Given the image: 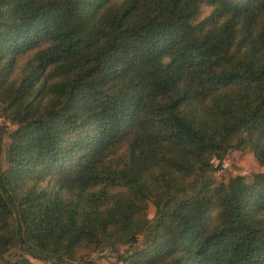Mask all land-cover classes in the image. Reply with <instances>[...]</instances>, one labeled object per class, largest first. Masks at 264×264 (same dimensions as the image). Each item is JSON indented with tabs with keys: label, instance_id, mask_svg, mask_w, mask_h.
Returning a JSON list of instances; mask_svg holds the SVG:
<instances>
[{
	"label": "trees",
	"instance_id": "obj_1",
	"mask_svg": "<svg viewBox=\"0 0 264 264\" xmlns=\"http://www.w3.org/2000/svg\"><path fill=\"white\" fill-rule=\"evenodd\" d=\"M246 146L264 0H0V264H264V172L209 175Z\"/></svg>",
	"mask_w": 264,
	"mask_h": 264
},
{
	"label": "rangeland",
	"instance_id": "obj_2",
	"mask_svg": "<svg viewBox=\"0 0 264 264\" xmlns=\"http://www.w3.org/2000/svg\"><path fill=\"white\" fill-rule=\"evenodd\" d=\"M213 163L215 165L216 160H213ZM258 171L264 172V163H259L255 159L250 146H246L243 149H228L221 164L210 169L209 175L213 178L214 183H218L226 181L228 177L235 174H241L246 180H249L251 174ZM152 212L153 206L149 204L148 216H151ZM120 253L122 255L125 253V245L123 244H117L113 249L104 247L91 251L82 258L69 261L66 264H126L125 261L117 258V254ZM28 259L32 264H54L49 260L34 256H28Z\"/></svg>",
	"mask_w": 264,
	"mask_h": 264
},
{
	"label": "water",
	"instance_id": "obj_3",
	"mask_svg": "<svg viewBox=\"0 0 264 264\" xmlns=\"http://www.w3.org/2000/svg\"><path fill=\"white\" fill-rule=\"evenodd\" d=\"M19 241H20V240H19ZM30 254H32V253H30ZM32 255L35 256V257H39V258L45 259V260H49V259H47L46 257L41 256V255L36 254V253H33ZM49 261H51V260H49ZM51 262H52V261H51Z\"/></svg>",
	"mask_w": 264,
	"mask_h": 264
}]
</instances>
